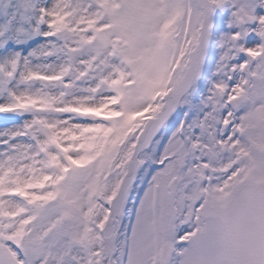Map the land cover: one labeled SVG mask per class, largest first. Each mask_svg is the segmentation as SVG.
Instances as JSON below:
<instances>
[{
	"label": "snow or ice",
	"instance_id": "6c2138e0",
	"mask_svg": "<svg viewBox=\"0 0 264 264\" xmlns=\"http://www.w3.org/2000/svg\"><path fill=\"white\" fill-rule=\"evenodd\" d=\"M0 264H264V0H0Z\"/></svg>",
	"mask_w": 264,
	"mask_h": 264
}]
</instances>
